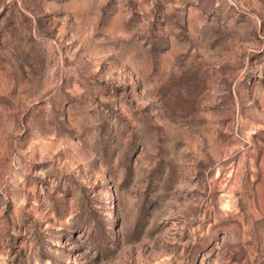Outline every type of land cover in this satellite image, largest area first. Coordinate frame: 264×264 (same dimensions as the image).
<instances>
[{
    "label": "rangeland",
    "instance_id": "obj_1",
    "mask_svg": "<svg viewBox=\"0 0 264 264\" xmlns=\"http://www.w3.org/2000/svg\"><path fill=\"white\" fill-rule=\"evenodd\" d=\"M0 264H264V0H0Z\"/></svg>",
    "mask_w": 264,
    "mask_h": 264
}]
</instances>
